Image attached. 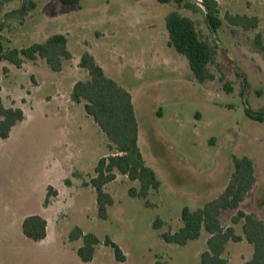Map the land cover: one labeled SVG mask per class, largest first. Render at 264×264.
Returning <instances> with one entry per match:
<instances>
[{
	"label": "rangeland",
	"instance_id": "374dc122",
	"mask_svg": "<svg viewBox=\"0 0 264 264\" xmlns=\"http://www.w3.org/2000/svg\"><path fill=\"white\" fill-rule=\"evenodd\" d=\"M30 1L35 6L21 15L20 8ZM216 1L223 24L215 34L202 11L157 0L1 4L0 36L6 47L63 33L72 58L59 72L51 71L41 58L21 67L0 61L2 100L24 112L9 139L0 141V264H200L206 231L184 246L165 242L160 233L181 225L183 207L196 208L216 195L208 193V184L225 186L233 170L232 155L250 157L256 177L238 209L264 219V121L245 113L246 107L264 112V57L253 45L257 32L264 35V0ZM173 9L191 17L203 35L219 44L217 62L231 92L223 89L215 67L213 80L198 82L185 56L167 45L164 18ZM226 12L255 15L258 28L244 31L229 24ZM84 49L132 94L139 147L160 181L148 194L149 206L128 194L138 181L117 174L105 185L113 197L105 219L97 215L94 188L84 182L108 152L107 139L86 114L83 102L70 99L73 83L87 75L78 66ZM236 68L247 78L243 94ZM48 187L54 193L46 199ZM236 212L222 213L223 224H231ZM30 214L46 220L44 239L33 241L23 234L22 218ZM155 217L166 224L154 229ZM74 227L100 239L88 263H82L76 252L82 240L69 239ZM235 228L240 233L241 225ZM106 236L120 247L124 261L116 260L104 245ZM248 254L245 243L227 246L228 264H239L240 256Z\"/></svg>",
	"mask_w": 264,
	"mask_h": 264
},
{
	"label": "trees",
	"instance_id": "16d2710c",
	"mask_svg": "<svg viewBox=\"0 0 264 264\" xmlns=\"http://www.w3.org/2000/svg\"><path fill=\"white\" fill-rule=\"evenodd\" d=\"M8 1L10 0H0V7L2 3ZM59 1L65 6L78 5L80 2V0ZM157 1L174 3L177 7L190 9L193 12L202 11L206 25L214 34L223 24L216 0H200L199 4L191 0ZM34 6L35 3L30 1L28 7L23 5L20 8L19 13L23 15L28 8ZM164 19L167 45L185 56L195 79L201 83L213 80L216 75L212 67H215L219 72V80L223 82V89L231 92L232 87L217 62L218 54L222 51L219 49V44L203 35L191 17L181 14L176 9L170 10ZM224 19L244 31L256 29L259 25V18L255 15L226 12ZM253 45L264 57L262 33L257 32L254 35ZM38 58L43 59L51 71H61L63 63L72 58L67 48L66 35L53 33L41 42H32L22 47H6L0 36V61L21 67L25 61H35ZM78 66L87 71V77L74 82L70 99L74 103L83 102L86 114L92 117L107 139L108 152L97 160L93 175L90 176L89 181L84 182L95 190L98 217L105 219L108 206L113 204V197L105 190V185L115 180L117 174L125 175L129 180H137L138 185L129 187L128 194L144 199L146 205H152L147 197L150 191L158 189L160 181L155 171L146 164L138 145V122L132 94L106 75L88 50L82 51ZM3 70L6 71V68ZM236 75L241 79V94H243L248 86L247 78L237 68ZM245 113L250 118L264 121V112H253L246 107ZM23 119V110L17 106H6L0 95V141L7 139L13 127ZM232 162L233 170L217 196L193 209L183 207L180 214L181 225L174 231L167 229L160 233V237L165 242L184 246L189 241L197 239L202 230L206 231L208 237L206 247L200 253V264H227L228 243L243 239L252 245L253 251L251 257L242 264H264V220L257 218L251 212L246 213L238 209L256 182L253 161L246 155H232ZM53 193L54 190L48 187L46 199ZM229 209H237V212L230 217L231 224H223L220 217ZM165 224L164 220L155 217L152 227L160 229ZM236 224L241 225V233L236 232ZM46 227V220L37 214L26 216L21 223L23 234L33 241L44 239ZM69 239L82 240V244L76 250L82 263H88L93 259L95 249L100 243V239L94 233H83L78 227L71 230ZM103 243L113 250L116 260L121 262L125 260L120 247L109 237L106 236Z\"/></svg>",
	"mask_w": 264,
	"mask_h": 264
},
{
	"label": "crops",
	"instance_id": "0c3cea01",
	"mask_svg": "<svg viewBox=\"0 0 264 264\" xmlns=\"http://www.w3.org/2000/svg\"><path fill=\"white\" fill-rule=\"evenodd\" d=\"M170 47V46H169ZM79 62V61H78ZM104 70V69H103ZM104 72H105V70H104ZM87 74V73H86ZM105 74H106V72H105ZM107 75V74H106ZM109 76V75H108ZM86 77H87V75H86ZM85 77V78H86ZM110 77V76H109ZM74 84V83H73ZM127 89V88H126ZM132 98H133V96H132ZM96 124V123H95ZM16 126V125H15ZM14 126V127H15ZM14 127H13V129H14ZM13 129H12V131H13ZM12 131H11V133H12ZM11 133H10V136H11ZM9 136V137H10ZM138 136H139V133H138ZM9 137L7 138V139H4V140H8L9 139ZM138 145H139V139H138ZM1 149V148H0ZM0 151H2V150H0ZM0 156H1V154H0ZM232 172V171H231ZM230 172V173H231ZM230 175V174H229ZM255 185V184H254ZM223 185H221V186H218V187H214V188H212L211 187V184H208V187H207V189H208V193H210V194H216L215 196H217L221 191H222V189L224 188V187H222ZM212 188V189H211ZM207 192V191H206ZM215 196H213L212 198H214ZM212 198H210V199H212ZM209 199V200H210ZM208 201V200H207ZM206 202V201H205ZM201 206V205H200ZM198 207V206H197ZM254 214V213H253ZM31 215V214H30ZM255 215V214H254ZM256 216V215H255ZM257 217V216H256ZM258 218V217H257ZM23 219L24 218H22V221H23ZM259 219H261V218H259ZM261 220H264V219H261ZM22 223V222H21ZM236 229V228H235ZM237 232V231H236ZM238 233V232H237ZM240 233H241V231H240ZM207 237H208V234H207ZM207 237H206V239H207ZM205 239V240H206ZM231 243V242H230ZM232 243H236V244H240V243H245L246 245H247V248H248V252H249V254H248V256L247 257H243L242 256V258H241V256H240V259H241V261H240V263L239 264H242V262L243 261H245V260H247V259H249L250 257H251V255H252V251H253V248H252V245L249 243V242H247L245 239H243V240H241V241H239V242H232ZM229 244V243H228ZM228 246V245H227ZM226 251H227V247H226ZM228 263H229V260H228ZM227 263V264H228Z\"/></svg>",
	"mask_w": 264,
	"mask_h": 264
}]
</instances>
